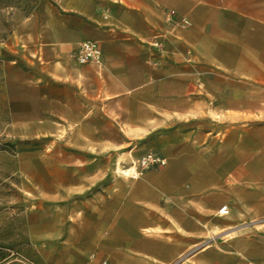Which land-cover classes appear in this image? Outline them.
<instances>
[{"label": "crops", "instance_id": "obj_1", "mask_svg": "<svg viewBox=\"0 0 264 264\" xmlns=\"http://www.w3.org/2000/svg\"><path fill=\"white\" fill-rule=\"evenodd\" d=\"M88 39L101 64L72 57ZM11 47L57 83L73 140L189 127L138 178L91 192L63 172L57 264H264V140L224 137L226 114L232 129L264 118V0H41Z\"/></svg>", "mask_w": 264, "mask_h": 264}, {"label": "rangeland", "instance_id": "obj_2", "mask_svg": "<svg viewBox=\"0 0 264 264\" xmlns=\"http://www.w3.org/2000/svg\"><path fill=\"white\" fill-rule=\"evenodd\" d=\"M40 1L0 0V264H57L63 258L71 229L58 192L64 171L70 178L76 171L91 192L116 177L138 178L162 168L135 176L140 156L158 152L167 158L175 133L189 128L172 122L134 138L111 130L113 140H73L71 130L58 129L57 83L11 47L14 31ZM228 115L225 140H264L263 115L240 129H232Z\"/></svg>", "mask_w": 264, "mask_h": 264}, {"label": "built area", "instance_id": "obj_3", "mask_svg": "<svg viewBox=\"0 0 264 264\" xmlns=\"http://www.w3.org/2000/svg\"><path fill=\"white\" fill-rule=\"evenodd\" d=\"M168 17L174 19L176 15L175 10H169L167 12ZM180 22L188 24L189 20L186 17H181ZM72 57L81 64L94 63L101 64L103 61V52L100 43L97 40H84L78 44L75 50L72 52ZM167 164V158L158 152H147L138 158L135 168V176H139L145 170L152 167H163ZM220 214H227V206L224 205L219 209Z\"/></svg>", "mask_w": 264, "mask_h": 264}, {"label": "bare ground", "instance_id": "obj_4", "mask_svg": "<svg viewBox=\"0 0 264 264\" xmlns=\"http://www.w3.org/2000/svg\"><path fill=\"white\" fill-rule=\"evenodd\" d=\"M127 171V170H126Z\"/></svg>", "mask_w": 264, "mask_h": 264}]
</instances>
